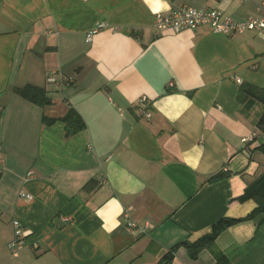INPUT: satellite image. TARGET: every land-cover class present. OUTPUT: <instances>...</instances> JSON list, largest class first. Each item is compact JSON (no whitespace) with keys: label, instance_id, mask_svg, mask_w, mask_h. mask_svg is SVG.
I'll list each match as a JSON object with an SVG mask.
<instances>
[{"label":"crops","instance_id":"1","mask_svg":"<svg viewBox=\"0 0 264 264\" xmlns=\"http://www.w3.org/2000/svg\"><path fill=\"white\" fill-rule=\"evenodd\" d=\"M262 1L0 0V264H155L251 213L253 200L236 199L264 173L262 108L242 112L237 90L264 89V30L157 32L154 18L188 5L240 22ZM26 85L50 104L12 92ZM69 109L84 123L73 135L59 120ZM13 219L26 235L17 256ZM258 220L226 227L195 259L179 246L170 264H215L216 253L264 264Z\"/></svg>","mask_w":264,"mask_h":264},{"label":"trees","instance_id":"2","mask_svg":"<svg viewBox=\"0 0 264 264\" xmlns=\"http://www.w3.org/2000/svg\"><path fill=\"white\" fill-rule=\"evenodd\" d=\"M63 81V80H62ZM167 88V92H168ZM12 92L19 97L35 104L39 107H44L50 104V99L45 95V92L37 87L26 85L21 88H13ZM237 100L241 106V111L247 113L253 110L256 106H260L262 111L258 115L255 121V127L261 135L264 136V89L255 86L251 83L243 82L239 84L237 90ZM62 122L65 123L66 135H73L76 132L84 128L83 120L80 115L73 109H69L67 113L60 118ZM43 121L46 124H51L55 119L43 117ZM256 149H258L264 155V142H262ZM226 176L225 173H218L217 175L211 177L209 181H216L222 179ZM236 200L243 202L247 200H253L255 202V207L251 213L242 219H231L222 218L216 221L211 228L210 233L201 236L193 242L181 241L167 250L161 257V259L155 264H170L175 250L179 246H183L187 249L190 258L195 259L198 253L209 248L214 239L228 226L241 221H247L250 219L259 218L258 223L264 222V173L260 174L250 185H248L243 194ZM215 264H229L225 256L216 253L215 254Z\"/></svg>","mask_w":264,"mask_h":264},{"label":"built area","instance_id":"3","mask_svg":"<svg viewBox=\"0 0 264 264\" xmlns=\"http://www.w3.org/2000/svg\"><path fill=\"white\" fill-rule=\"evenodd\" d=\"M257 13L261 16H248L245 20L240 22H234L229 17H223L222 12L216 9L202 8L197 9L188 5H179L175 10L169 14L156 13L154 18V26L157 32L162 30H172L179 32L184 29L196 30L201 27H206L212 34L220 35L227 32L242 33L244 31H262L264 30V0L259 3L256 9ZM104 26L103 23H99L96 27L87 34V40H90L93 33ZM54 74H50L47 77V81L57 83L62 86V79L59 82H55L53 79ZM238 81V80H237ZM141 108L140 113L147 118L150 117V113L145 109V106L149 105V101L146 97L140 99ZM256 133L251 134L249 137L241 139L242 143L251 141ZM30 173H28L29 175ZM30 200L31 197H27ZM132 207H126L122 211V218L125 225L129 228L135 227V223L131 219ZM67 220V219H66ZM13 236L7 243V249L12 256H17L19 251L25 244V232L22 229L18 220L13 219L11 221Z\"/></svg>","mask_w":264,"mask_h":264}]
</instances>
